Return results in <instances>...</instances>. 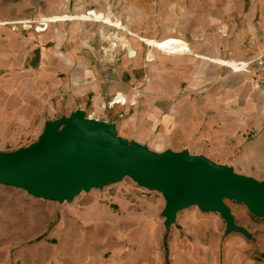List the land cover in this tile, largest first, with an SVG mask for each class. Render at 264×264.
I'll list each match as a JSON object with an SVG mask.
<instances>
[{"label": "rangeland", "instance_id": "374dc122", "mask_svg": "<svg viewBox=\"0 0 264 264\" xmlns=\"http://www.w3.org/2000/svg\"><path fill=\"white\" fill-rule=\"evenodd\" d=\"M149 1V7L131 5L127 10L128 0H73L65 13L74 14L76 20L54 22L39 31L35 26L40 21L35 19L55 13L35 14L20 17L35 20L31 27L20 25L12 31L9 25L12 37L0 40V117L7 121L0 126L1 151L35 142L45 120L77 108L94 118L124 119L136 114L140 119L155 86L171 89L181 82L178 94L184 93L188 80L178 77L180 69L190 78L202 79L220 68L193 53L173 52L184 45L179 32L192 35L196 26L192 24L203 22L202 33L210 36L208 21L228 17L229 7L217 2L213 10L204 11L201 18L195 16L194 21L190 12L193 0ZM184 2L188 9L176 6ZM257 2L242 1L241 15L258 13ZM96 6L104 10L84 13ZM235 8L239 12L238 1ZM240 19L238 16L236 24ZM216 30L221 40L226 38L222 34L227 30ZM202 38L196 39L197 46L189 45L194 53L212 57L217 51L223 58L218 57L228 58L224 43L218 48ZM157 50L169 56L158 57L155 64ZM52 64L56 66L54 81L36 77ZM221 72L228 76L226 67ZM117 91L116 99L123 101L125 93L134 96L135 103L110 115L111 110L101 104H107ZM144 131L151 135L148 128ZM117 132L124 133L119 128ZM162 198L158 191L139 186L128 175L81 191L71 201L38 198L26 188L0 183V264H264V218L252 215L243 203L227 200L236 224L244 226L249 236L226 233L218 214L200 212L195 205L178 211L167 228ZM139 216V222L132 221ZM196 216L214 226L197 225Z\"/></svg>", "mask_w": 264, "mask_h": 264}, {"label": "crops", "instance_id": "0c3cea01", "mask_svg": "<svg viewBox=\"0 0 264 264\" xmlns=\"http://www.w3.org/2000/svg\"><path fill=\"white\" fill-rule=\"evenodd\" d=\"M71 1L73 0H0V40L12 37L9 29L11 25L4 22L16 20L23 15L55 13L40 19L43 24H47V27L54 22L76 20L74 14L65 13V10L71 5ZM91 1L95 2L96 0ZM236 1H238L239 8L237 13ZM242 1L247 0H193L194 3L190 6L192 8L190 12H192L191 15H194V21L196 17L201 18L204 11L213 10L217 2H222L224 7H229L227 9L228 17L222 14L223 19L216 18L208 21L211 23L206 26V30H212L209 33H213L210 36L202 33L205 30L203 29V22H198V24L192 22V26H199L198 29H196V26L193 27L192 35H186L178 31L177 36L182 38L184 47L182 46L173 54L188 55L193 53L195 56L213 62L217 68H220L210 72V77L204 76L202 79H194L188 76L186 70L180 69L178 73L173 71L178 74V77H185L187 78L185 80H188L184 86V93L181 95L178 94L179 89L182 88L181 82L174 84L171 89L159 87V85L155 88L151 86L152 89L150 90L154 92V96L149 98L147 106H145V112L140 119H136V114L124 119H106L100 116L97 118L115 123L117 129L119 128L124 132L122 135L124 138L131 136L140 143L147 144L155 151L160 152V150L166 148L173 151L186 149L190 153L208 156L218 164L232 166L235 172L264 180V96L256 86L252 70L243 72L240 65L241 61H247L248 63L256 57L264 56V0H258L255 4V6L259 4L260 7L258 13L255 11L254 13H248L246 16L241 15L240 6ZM128 3L127 10L131 5L139 8L149 7L151 2L149 0H128ZM184 4L185 2L176 6L179 9H188ZM91 10L104 9L101 6H96V8L89 9L84 13L91 15ZM244 11L242 8V12ZM238 16L241 19L239 24H236L238 23ZM116 18L121 21L120 18ZM249 19H256V22L253 23ZM95 20L91 22H95ZM98 23L102 24L101 22ZM220 27L228 32L223 33L225 35L222 34V36H226L222 40L219 31L216 30ZM129 28L132 31L136 30L132 25ZM164 38L166 37H161V39ZM200 38H202L201 41L208 39L210 44L218 48H220V43H224L228 58L222 59L223 57L217 51L216 53L212 52L214 55L210 54L212 57L194 53L189 45L197 46L196 39ZM59 55H63L62 51H59ZM166 56H169V54H161L157 50L153 62L156 64L158 57L163 58ZM55 67L52 64L48 68H44L36 73V77H44L50 82L54 81L53 72ZM223 67H226L229 71L228 76H223L221 72ZM161 89L166 93L161 92ZM129 96L131 97V95L127 97ZM105 102L103 101V103ZM127 105L129 104L111 107L109 108L111 110L109 114L114 115L120 110H127L129 109ZM98 109L103 110L99 108V103ZM5 124L7 125L6 119L0 117V126L4 127ZM145 128L150 130L151 135L146 134ZM130 133L133 135H130ZM161 200L164 204V198ZM191 216L189 215L186 218ZM198 217L196 216L200 222L197 225L206 228L214 226V223H203L204 221ZM138 220H141V217L132 221L139 222ZM117 221L115 220L114 223ZM130 221L131 219L128 220V222ZM139 227L145 228L147 225H140Z\"/></svg>", "mask_w": 264, "mask_h": 264}, {"label": "water", "instance_id": "95a60500", "mask_svg": "<svg viewBox=\"0 0 264 264\" xmlns=\"http://www.w3.org/2000/svg\"><path fill=\"white\" fill-rule=\"evenodd\" d=\"M123 175L162 194L167 228L178 211L195 205L201 212L218 213L226 233L249 236L236 224L227 200L239 201L252 215L264 218V180L186 149L158 152L129 141L118 135L115 123L93 118L81 108L45 120L35 142L0 150V183L26 188L38 198L71 201L81 191L115 183Z\"/></svg>", "mask_w": 264, "mask_h": 264}, {"label": "built area", "instance_id": "2783aa9c", "mask_svg": "<svg viewBox=\"0 0 264 264\" xmlns=\"http://www.w3.org/2000/svg\"><path fill=\"white\" fill-rule=\"evenodd\" d=\"M7 23L11 25L12 30H15L20 25L23 27L25 22L20 19V20H12ZM30 23H34V22H30ZM240 65H242V63ZM245 66L250 69L254 68L253 74H254L256 86L264 96V56H259L254 58L253 60H250Z\"/></svg>", "mask_w": 264, "mask_h": 264}, {"label": "bare ground", "instance_id": "6f19581e", "mask_svg": "<svg viewBox=\"0 0 264 264\" xmlns=\"http://www.w3.org/2000/svg\"><path fill=\"white\" fill-rule=\"evenodd\" d=\"M20 19L25 22L23 27H31L32 25H31L30 22H34L35 23V20H38V21H40V23L35 26L36 27V30L43 31V30H45L47 28V24H43L42 20H40L41 18H36L35 20L26 19V18H20ZM20 19H16V20H20ZM4 23H7V22L5 21ZM241 62H242L241 67H242V71L243 72H249V71H251L250 68H248V67L245 66L247 64V61H241ZM118 92L119 91L116 92L117 94H115L110 101H107V104L106 103H102L101 104L102 105L101 108H104V107L111 108V107H114V105L124 106L126 104H133V103H135V97L134 96L133 97H127L126 94H124L123 101L116 99L117 96L119 95Z\"/></svg>", "mask_w": 264, "mask_h": 264}]
</instances>
